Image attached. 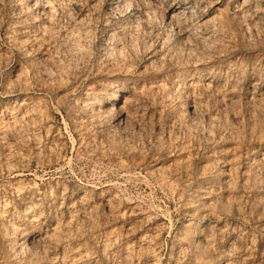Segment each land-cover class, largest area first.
Returning <instances> with one entry per match:
<instances>
[{
	"label": "rangeland",
	"instance_id": "1",
	"mask_svg": "<svg viewBox=\"0 0 264 264\" xmlns=\"http://www.w3.org/2000/svg\"><path fill=\"white\" fill-rule=\"evenodd\" d=\"M0 264H264V0H0Z\"/></svg>",
	"mask_w": 264,
	"mask_h": 264
},
{
	"label": "bare ground",
	"instance_id": "2",
	"mask_svg": "<svg viewBox=\"0 0 264 264\" xmlns=\"http://www.w3.org/2000/svg\"><path fill=\"white\" fill-rule=\"evenodd\" d=\"M116 1H118V0H116ZM121 2L123 1V0H120Z\"/></svg>",
	"mask_w": 264,
	"mask_h": 264
}]
</instances>
